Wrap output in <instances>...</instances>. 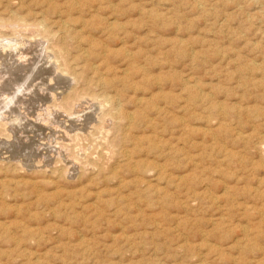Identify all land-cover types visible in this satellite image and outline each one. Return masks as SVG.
<instances>
[{"label": "rangeland", "instance_id": "obj_1", "mask_svg": "<svg viewBox=\"0 0 264 264\" xmlns=\"http://www.w3.org/2000/svg\"><path fill=\"white\" fill-rule=\"evenodd\" d=\"M0 264H264V0H0Z\"/></svg>", "mask_w": 264, "mask_h": 264}, {"label": "bare ground", "instance_id": "obj_2", "mask_svg": "<svg viewBox=\"0 0 264 264\" xmlns=\"http://www.w3.org/2000/svg\"><path fill=\"white\" fill-rule=\"evenodd\" d=\"M24 29H25V28H24ZM50 37H51V36H50ZM16 43H17V42H16ZM3 44H4V43H3ZM17 44H18V43H17ZM8 46H9V45H8ZM12 46H13V45H12ZM12 46H11V47H12ZM15 46H16V45H15ZM13 48L15 49V47H13ZM16 48H17V47H16ZM71 97H72V96H71ZM49 109H50V108H49Z\"/></svg>", "mask_w": 264, "mask_h": 264}]
</instances>
